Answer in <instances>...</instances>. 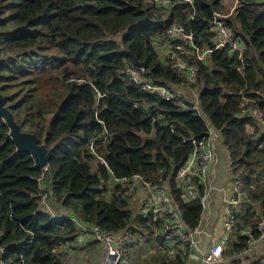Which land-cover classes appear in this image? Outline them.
I'll return each mask as SVG.
<instances>
[{"label": "trees", "instance_id": "obj_1", "mask_svg": "<svg viewBox=\"0 0 264 264\" xmlns=\"http://www.w3.org/2000/svg\"><path fill=\"white\" fill-rule=\"evenodd\" d=\"M233 2L0 0V93L21 130L51 150L42 188L35 178L41 170L30 153L17 151L0 118L3 264H62L66 247L82 248L75 244L76 220L128 231L124 251L137 242L132 235L145 240L144 252L156 245L140 264H187L189 247L171 246L159 235L162 219L144 209L140 189L127 195L113 178L141 174L166 183L183 223L194 229L200 203L183 202L174 177L194 149L192 139L200 140L210 125L231 175H242V190L258 205V211L249 205L238 214L236 229L251 226L257 236L253 221L264 215V0ZM224 8H233L220 19L231 35L215 47L212 26ZM171 27L182 31L164 37ZM190 33L193 45L185 38ZM178 43L203 56L177 50ZM129 52L145 63L143 69ZM178 60L199 69L177 68ZM129 66L181 98L142 91L125 73ZM184 87L195 93L186 96ZM247 242L233 236L219 264H264L238 255Z\"/></svg>", "mask_w": 264, "mask_h": 264}, {"label": "built area", "instance_id": "obj_2", "mask_svg": "<svg viewBox=\"0 0 264 264\" xmlns=\"http://www.w3.org/2000/svg\"><path fill=\"white\" fill-rule=\"evenodd\" d=\"M161 6H166L171 0H156ZM238 0H234V4ZM233 8L226 15L220 16L219 13H215L217 20L213 22L212 30H216V36L218 43L216 46L224 45L229 39L230 27L223 24L220 20L222 17L229 16ZM221 21V22H219ZM223 22V23H222ZM182 30L177 27L167 28L164 37L175 38L176 35ZM185 38L188 42L193 45L192 34H186ZM176 49L182 52L193 53L192 48L187 47L183 43L175 45ZM199 58L203 54L199 53L198 49L195 52ZM170 57H176L175 52L170 53ZM174 66L180 69H188L191 72H196L199 67L197 63H187L186 60H178L173 63ZM143 69L142 67H140ZM125 73L129 76L132 83L140 88L142 91L148 92L152 95L163 97L165 100H171L175 98H181L180 96L174 95L169 91L166 85H159L142 78L138 69L133 67H127ZM197 102L193 103V108L197 109ZM248 112H252L251 109ZM219 137L218 132L210 125L207 128L206 134L200 139H192L194 149L188 156L184 164L176 171L174 181L176 187L181 191V199L183 202L198 201L200 203L203 214L207 209V205L210 197V185L208 172L217 160L216 145L217 138ZM104 140L106 137H102ZM98 159L102 165L107 166L105 160L98 156ZM40 174L35 178L40 186H42V180L47 174V167L40 169ZM31 178H34L31 176ZM114 183H118L121 188L126 189L125 194L133 195L137 189H140L142 205L144 209L152 210L154 219L157 216L161 217L162 221L160 224L159 235L168 242L171 246H175L177 243L182 246L188 244L189 246L198 245L197 235L203 231L201 224L199 223L194 229H189L183 223L181 214L173 206L171 197L166 189V183H152L148 181L141 174H134L128 177H114ZM160 181V179H159ZM202 186V192L200 190ZM243 178L241 175L234 177L232 182V196L230 199L224 201V218L222 223L223 234L217 239L212 241L205 253L201 254V262L198 264H214L222 261V254L224 249L227 247L230 241V237L236 235H244L248 238L247 246L242 249L238 255L249 254L252 252L253 247L257 241H264V215L258 216L254 219L253 226L257 234L256 237L252 234V227L247 226L246 228L237 231V214L239 209L243 205L244 192L242 190ZM124 194V195H125ZM145 211V212H146ZM163 213V216L160 213ZM76 224L80 234L75 239L76 246H86L90 241L97 242L105 250V259L103 264H120L121 255L124 251L125 245L129 241L128 231L116 232L114 230H103L96 223L86 224L84 222L76 220ZM32 241L30 240V244ZM5 248L0 245V253L4 254ZM67 256L64 257L62 264H74L70 258L72 252L69 247H66ZM0 264H3V258L0 257Z\"/></svg>", "mask_w": 264, "mask_h": 264}, {"label": "crops", "instance_id": "obj_3", "mask_svg": "<svg viewBox=\"0 0 264 264\" xmlns=\"http://www.w3.org/2000/svg\"><path fill=\"white\" fill-rule=\"evenodd\" d=\"M220 146L221 145L219 141H217V162L214 163V165L210 168L207 177L212 188L210 190L207 209L200 220V224L204 232L196 236V238L198 239V251L196 255H193L188 259L187 264H195L197 261V255L205 253L208 250V245L212 241L217 240L223 234L222 223L225 213L224 201L230 199V197L232 196L231 189L233 176L229 171L230 167L227 153ZM141 195L142 194H139V197L137 199L140 200ZM246 205H250V202H247ZM90 243L91 244L88 243L86 246H83L77 251H72L71 257L74 264L104 263L106 255L104 248L94 241H90ZM134 244H137V249H128L127 247L123 254V261L120 264H140L141 260L149 253H152L151 251L154 247H156V245H154V247L152 248L150 246V250L148 249L146 252H144L146 242L143 238L140 237L137 238V242H135ZM184 245H187L190 248L188 244ZM251 253L254 254L255 258L260 259L264 263V241H257Z\"/></svg>", "mask_w": 264, "mask_h": 264}, {"label": "water", "instance_id": "obj_4", "mask_svg": "<svg viewBox=\"0 0 264 264\" xmlns=\"http://www.w3.org/2000/svg\"><path fill=\"white\" fill-rule=\"evenodd\" d=\"M129 55L133 61V65L136 67H145L143 61H139L135 55L129 52ZM5 97L0 93V118H2L10 129L9 135L16 146V149L20 153H30L34 159L36 168H44L48 165V160L51 156V150L46 147L45 144H40L37 140L36 135L30 132H24L21 130L20 126L13 119L11 111L5 106ZM190 255H196L198 248L195 245H191L189 248ZM197 261L195 264L201 262V254L197 255ZM221 262H216L214 264H219Z\"/></svg>", "mask_w": 264, "mask_h": 264}, {"label": "rangeland", "instance_id": "obj_5", "mask_svg": "<svg viewBox=\"0 0 264 264\" xmlns=\"http://www.w3.org/2000/svg\"><path fill=\"white\" fill-rule=\"evenodd\" d=\"M230 6H232V3H230ZM264 8V7H263ZM225 9V11H224V13L223 12H219V14H220V16H222L223 14H226L227 12V8H224ZM182 93H184L186 96H189L191 93H193L194 91H195V89H192V88H189V87H184L183 89H181L180 90ZM195 93V92H194ZM195 95V94H194ZM255 138V137H254ZM229 161V160H228ZM230 171V170H229ZM47 180H46V175L44 176V178H43V180H42V188H43V186L46 184L45 182H46ZM260 183L262 184V185H264V174L263 175H261L260 176ZM244 185V184H243ZM244 188V186L242 187V189ZM253 206L255 207V208H257V204H253ZM256 216H257V212H256V214H255ZM138 237H142V236H134V235H132L131 236V241L134 243V241L135 240H137V238ZM230 239H232V237H230ZM128 242H130V241H128ZM131 248H135V249H137V244H135V246H133V247H131ZM249 255V257L250 258H254V254H248ZM250 258H248L249 260H250ZM71 260H72V257H71ZM73 262V261H72Z\"/></svg>", "mask_w": 264, "mask_h": 264}, {"label": "clouds", "instance_id": "obj_6", "mask_svg": "<svg viewBox=\"0 0 264 264\" xmlns=\"http://www.w3.org/2000/svg\"><path fill=\"white\" fill-rule=\"evenodd\" d=\"M217 162V160L215 161V163ZM242 176V175H241ZM243 178V177H242ZM233 179H234V177L232 178V182H233ZM243 184H244V181H243ZM243 187V186H242ZM232 190V189H231ZM244 192V197H243V205L241 206V208L239 209V212H238V214L240 213V212H242V211H244L249 205H246V203L247 202H250V205H252L253 206V204H255V202H252L249 198H247V196H246V192L245 191H243ZM256 210L258 211L259 209L258 208H256ZM238 214H237V216H238ZM202 215H203V212H202ZM201 220V219H200ZM200 223V222H199ZM221 262V261H220Z\"/></svg>", "mask_w": 264, "mask_h": 264}]
</instances>
